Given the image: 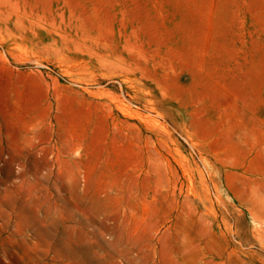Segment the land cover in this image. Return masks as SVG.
Returning a JSON list of instances; mask_svg holds the SVG:
<instances>
[{
	"label": "rangeland",
	"instance_id": "1",
	"mask_svg": "<svg viewBox=\"0 0 264 264\" xmlns=\"http://www.w3.org/2000/svg\"><path fill=\"white\" fill-rule=\"evenodd\" d=\"M0 264H264V0H0Z\"/></svg>",
	"mask_w": 264,
	"mask_h": 264
},
{
	"label": "bare ground",
	"instance_id": "2",
	"mask_svg": "<svg viewBox=\"0 0 264 264\" xmlns=\"http://www.w3.org/2000/svg\"><path fill=\"white\" fill-rule=\"evenodd\" d=\"M257 218V217H256ZM258 220V219H257ZM261 225V224H260Z\"/></svg>",
	"mask_w": 264,
	"mask_h": 264
}]
</instances>
